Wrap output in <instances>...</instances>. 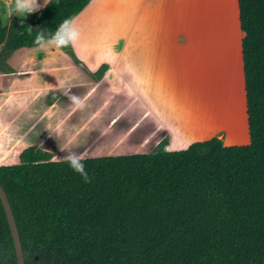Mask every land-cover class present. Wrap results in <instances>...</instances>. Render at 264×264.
Segmentation results:
<instances>
[{"label":"trees","instance_id":"trees-1","mask_svg":"<svg viewBox=\"0 0 264 264\" xmlns=\"http://www.w3.org/2000/svg\"><path fill=\"white\" fill-rule=\"evenodd\" d=\"M90 0H49L4 26L0 56L53 40L89 78L67 27ZM248 144L0 166L24 264H264V0H236ZM0 264H16L0 204Z\"/></svg>","mask_w":264,"mask_h":264},{"label":"crops","instance_id":"crops-1","mask_svg":"<svg viewBox=\"0 0 264 264\" xmlns=\"http://www.w3.org/2000/svg\"><path fill=\"white\" fill-rule=\"evenodd\" d=\"M187 1L90 0L70 21L67 37L87 71L106 66L98 81L53 40L0 56V166L17 164L29 147L57 162L147 154L161 141L163 151H179L219 133L222 146L247 145L245 99L242 117L234 114L229 100L224 101L226 110L218 104L215 108L228 96L220 92L219 81L216 85L201 72L195 52L201 29L210 38L218 33L213 9L207 0L193 1L192 31L185 20ZM48 2L0 0L1 21L8 26ZM233 6L242 76L236 0ZM218 9L219 17L228 10L220 1ZM129 28L134 36H128Z\"/></svg>","mask_w":264,"mask_h":264},{"label":"rangeland","instance_id":"rangeland-1","mask_svg":"<svg viewBox=\"0 0 264 264\" xmlns=\"http://www.w3.org/2000/svg\"><path fill=\"white\" fill-rule=\"evenodd\" d=\"M193 1L194 0H189V4L187 1L189 12L186 13L185 17V20L187 24H189L192 31L194 30L195 25L193 15L195 7L193 5ZM219 1L222 2L224 8L226 7L228 9L226 11H223V13L221 12L220 17V9H218ZM207 2L213 9L211 11V19L213 21V24L218 23V26L216 28V31L218 33L215 34L213 38H210L209 35L206 34V32L202 34L203 31L201 29V41L197 45H195L196 50L194 49L201 58L200 70L201 72L202 69L205 70V75L207 76L208 80L215 82L214 84L217 85L219 81L221 85L220 92L228 96V99H225L223 96V98L219 99L216 104H213L215 108H218L217 106L221 105L224 107V110H226L227 108L225 107L224 101L229 100L228 102L231 105L234 114L238 117H242V106L244 105L242 102V76L241 72H239L237 63V45L239 41V34L236 25L233 0H207ZM176 16L177 18H182L179 16V14H177ZM218 17L220 18L219 21ZM124 34L125 33L123 32L120 34L121 39L124 38ZM127 34L128 36H134V28H129ZM189 61L190 67L192 69L191 75H195V58L191 56ZM225 122L228 126L227 119Z\"/></svg>","mask_w":264,"mask_h":264},{"label":"water","instance_id":"water-1","mask_svg":"<svg viewBox=\"0 0 264 264\" xmlns=\"http://www.w3.org/2000/svg\"><path fill=\"white\" fill-rule=\"evenodd\" d=\"M217 138L219 140H221L222 137L218 136ZM0 204H1V207L3 209L5 219L7 222V226H8L10 236L12 239L16 264H24L22 252H21L20 241H19L16 226H15V222L13 219V215L11 213V210H10V207H9L8 202L6 200L5 194L2 191L1 187H0Z\"/></svg>","mask_w":264,"mask_h":264}]
</instances>
